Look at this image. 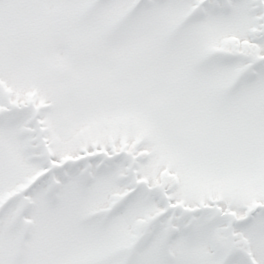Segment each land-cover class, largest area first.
<instances>
[{"label": "snow or ice", "instance_id": "1", "mask_svg": "<svg viewBox=\"0 0 264 264\" xmlns=\"http://www.w3.org/2000/svg\"><path fill=\"white\" fill-rule=\"evenodd\" d=\"M0 264H264V0H0Z\"/></svg>", "mask_w": 264, "mask_h": 264}]
</instances>
